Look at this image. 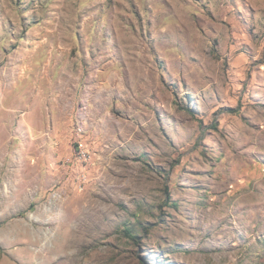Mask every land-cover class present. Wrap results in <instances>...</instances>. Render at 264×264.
Instances as JSON below:
<instances>
[{"label": "rangeland", "instance_id": "obj_1", "mask_svg": "<svg viewBox=\"0 0 264 264\" xmlns=\"http://www.w3.org/2000/svg\"><path fill=\"white\" fill-rule=\"evenodd\" d=\"M0 264H264V0H0Z\"/></svg>", "mask_w": 264, "mask_h": 264}]
</instances>
